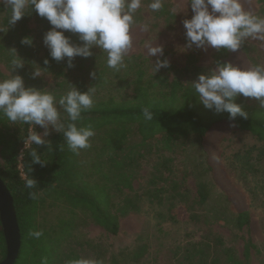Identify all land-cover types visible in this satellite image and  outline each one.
I'll list each match as a JSON object with an SVG mask.
<instances>
[{
	"label": "trees",
	"instance_id": "obj_1",
	"mask_svg": "<svg viewBox=\"0 0 264 264\" xmlns=\"http://www.w3.org/2000/svg\"><path fill=\"white\" fill-rule=\"evenodd\" d=\"M257 2L259 7L254 14L264 16V0H257ZM8 11L7 8L0 5V60L6 68L21 74L26 70V66L36 65L45 72L64 75L63 69L69 66L68 58L65 57L59 61L52 58L49 48L44 43V35L52 28L47 19L38 16L34 10H30L29 14L17 21L15 25H10ZM172 11L173 4L169 0H165L163 11L151 13L155 19L162 21L166 29L171 30L176 24V15L171 14ZM136 18L138 24L143 22L144 17L140 10ZM62 31L65 36L70 38V43L82 45L83 42L79 39V34L67 30ZM26 37L31 39V45L22 43ZM40 45H45L43 54L39 53ZM240 49L245 53L248 52L246 41ZM91 52L92 55L87 58L74 57L73 65L77 70H82V83L77 84L76 90L81 93L87 92L94 85L113 89L115 83L112 82L111 74L120 73V80L128 92L117 98L110 95L95 100L93 108L82 113V120L79 124L80 126L91 124L94 130L99 133L98 137L102 146L98 156L104 155L106 151L123 150L132 131L138 135L141 144L151 145L152 142V151L154 153L159 151L157 158L161 161L154 164L155 172L151 181L153 184L166 181L172 175L168 164L172 163L173 157L167 155V152L170 153L175 145L181 147L182 143L193 135L207 157L205 147L209 142L212 129L225 123L233 124L229 121L227 112L217 113L214 109H207L199 103L190 87L193 81L183 80V77L187 76L191 70L197 73L203 71L196 65L193 54L186 56L184 67L169 65L163 71L151 72L145 69V58L140 55H130L125 58L127 67L117 72L107 67L104 50L92 46ZM228 53L229 50L215 49L213 52L214 63L217 65L227 62L225 59ZM17 59L22 62L23 67H17L13 63ZM90 71L95 72L96 76L87 85L83 77H86ZM31 76L29 74L28 78ZM0 77L5 78L1 74ZM25 83L28 84V87L32 86V83L26 79L25 88H28ZM55 100L59 104L58 98L55 97ZM235 103L240 104L248 114L247 120L237 116L234 122L235 127L247 130L258 141L264 142V108L260 106L259 101L243 97L241 94L238 95ZM149 105L154 118L150 122H144L141 108ZM58 109H62L64 112L61 105L60 107L58 105ZM69 122L67 114L64 112L65 127ZM30 130L39 134L42 127L21 121L13 123L0 114V178L12 196L21 235V247L24 245L28 248L29 264H41V257H47L49 252H47L44 232L39 239L28 235L30 230H36V216L47 196L62 198L67 204L82 208V212L87 214L95 224L101 226L108 233L116 234L119 230V217L138 209L137 201L123 193L124 189H132L131 176L125 168L127 166L125 161L117 160L116 156H108L106 160L100 162L101 165L98 168L99 176L102 179L100 182L83 178V172L82 183L74 182L79 178L76 176L77 154L68 149L63 133L56 131L48 134L43 138L46 141L45 144L32 143L31 147L25 148L24 141L29 136ZM61 146H63V151ZM151 147L150 149H152ZM32 149L36 150L41 160L46 161L43 166L32 164L30 156ZM21 152H23L22 158L20 157ZM235 159L238 160V164L242 162V157L238 154ZM243 163L240 164L242 170H244ZM103 166H107L104 171L102 170ZM206 166L212 175V167ZM163 168L166 169L168 176L163 175ZM25 173L36 180V189L25 188L22 179ZM155 189V191L161 192L164 188L155 187ZM29 191H38V199H30ZM169 193L173 199L185 204V209L189 212V221L199 223L201 221L210 222L209 219L211 222L216 220L217 216L215 215L202 217L203 213L197 211L208 200L206 183L198 182L193 198H189L184 191H179L174 185H171ZM153 196L157 197L158 201L160 200L159 194ZM224 196L227 201L226 192ZM118 197L119 199L115 203V199ZM168 218L173 220L174 217L169 214ZM248 220V210L244 212L234 210L230 221L233 223L234 229L241 230L246 227L249 231ZM253 247L250 238H247L243 244L242 256H238L232 247L224 245L221 236L204 235L190 246L186 259L188 264H195L192 262L195 257H198V260L202 262L211 251V262H215L218 249H222L226 264H250V252ZM145 252L146 246L141 243L138 247L129 249L120 255L129 254L131 256L129 260L136 262ZM5 254V241L0 230V259H3ZM48 259L47 257V261ZM76 259V257H72L70 260ZM112 262L111 259L107 263L103 261V264H112Z\"/></svg>",
	"mask_w": 264,
	"mask_h": 264
},
{
	"label": "rangeland",
	"instance_id": "obj_2",
	"mask_svg": "<svg viewBox=\"0 0 264 264\" xmlns=\"http://www.w3.org/2000/svg\"><path fill=\"white\" fill-rule=\"evenodd\" d=\"M169 1L173 4V10L177 11L176 24L171 30L166 29L161 20L153 17L151 11L147 9L149 0H144L145 7L140 10L144 17L141 24H148L149 30L141 31V24L133 26V48L128 56L140 55L145 58V69L151 72L154 71L158 59H167L169 65L184 67L186 56L193 54L196 65L203 71L197 73L191 70L183 80L196 81L200 74H207L209 70L216 69L217 65L213 61L215 48L209 46L205 50L195 45L185 48V29L181 21L185 18L186 0ZM244 5L253 13L259 7L257 0H244ZM190 17L189 10L187 18ZM246 43L247 53L241 49L229 51L225 60L245 68L252 63L264 65V42L248 39ZM148 46H162L163 54L149 56ZM44 49L45 45H40L39 53L43 54ZM73 63L75 58L71 67L63 69L64 75L45 72L36 65L26 66L25 73L20 74L7 69L0 60V74L5 78L19 75L23 83L26 79L32 83L31 88L50 91L60 100L71 88L76 89L77 84L82 83V70H77ZM163 70L164 68H160L158 71ZM36 72H39V75L33 78V73ZM90 73L92 72L83 77L87 85L94 79ZM29 74L32 75L31 78H28ZM116 74H111L112 82L115 83L113 89L96 85L92 87L95 88L94 101L110 95L121 97L128 92L120 80V73ZM25 85L28 87L27 83ZM55 104L61 115L59 122L63 123L64 112L58 109L60 104ZM44 131L42 128L38 134L42 138L45 137ZM54 132L56 130L49 125L48 133ZM98 135L99 133L95 131V135L90 138L91 147L82 149L77 154L76 176L79 178L74 182L82 183V172L83 178L100 182L102 180L98 169L100 162L106 160L108 156H116L117 160L125 161L127 164L125 168L131 176L132 189H124L123 193L137 201L138 209L120 216L119 230L116 234H111L95 224L82 212V208L73 207L62 198L47 196L35 220V229L42 230L46 237L47 252L49 251L47 264H66L72 257L95 259L105 263L112 259V264H188L187 250L204 235L221 236L224 245L232 247L238 256H242L243 244L250 238L254 246L250 252V264H264V142L258 141L247 130L236 128L232 123L217 125L212 129L205 147L207 157L198 140L191 135L182 143L183 149L175 145L170 153L167 152V155L173 157L172 163L168 164L172 175L166 181L153 184L151 181L155 172L154 164L161 161L157 158L159 151L155 153L152 151V142L151 145L141 144L138 135L132 131L123 150L106 151L104 155L98 156L102 146ZM237 154L242 157L240 164L244 162L242 166L245 171L235 159ZM206 165L212 167L213 176L208 172ZM106 168L107 166H103L102 170ZM164 169L163 175L168 176ZM199 181L207 185L208 200L197 211L203 213L202 217L217 216L214 222H211V219L210 222L189 221V212L185 209V204L170 196L171 185H174L179 191H184L189 198H193ZM155 187L164 189L159 192L155 191ZM154 194H159V201ZM118 199L119 197L115 199V203ZM114 207L115 204L113 209ZM234 210L238 212L248 210L249 231L246 227L241 230L234 229L230 221ZM169 214L174 217L173 220L168 218ZM0 230L2 232L1 225ZM141 243L145 244L146 252L138 261L129 260L131 257L129 254L120 255ZM211 255L210 251L202 262L198 257L192 262L226 264L222 249H218L216 253L217 261L211 262ZM28 256H30L28 248L23 245L14 264H29Z\"/></svg>",
	"mask_w": 264,
	"mask_h": 264
},
{
	"label": "clouds",
	"instance_id": "obj_3",
	"mask_svg": "<svg viewBox=\"0 0 264 264\" xmlns=\"http://www.w3.org/2000/svg\"><path fill=\"white\" fill-rule=\"evenodd\" d=\"M9 11L8 23H15L34 10L42 18H46L52 28L44 35V43L50 50V55L57 61L67 57L69 67L76 56L87 58L92 55V46H97L106 52V64L115 71L125 69V58L133 48L132 28L138 24L137 13L145 7L144 0H0ZM165 8V0H149L147 9L158 13ZM189 10L191 17H188ZM173 10L171 14H176ZM185 18L181 23L185 29L186 45L190 48L205 49L212 47L217 50L225 49L237 51L248 40L264 42V16L254 14L246 9L244 0H186ZM67 30L79 34L82 45L70 43V38L64 35ZM140 30L147 32L148 24H141ZM22 43L31 45L30 38H24ZM163 54L162 46H148V55ZM13 63L23 67L17 59ZM47 64V60L45 61ZM169 67L167 59L157 60L154 71ZM39 72L33 73V78ZM95 78L96 73H90ZM190 87L199 103L215 112H227L229 121H236V117L247 120L248 114L240 104L235 103L238 95L254 98L264 108V65L252 63L247 68L225 62L217 64L216 69L207 74H200ZM95 88L81 93L74 87L63 95L59 104L67 114L65 127L60 123L61 115L55 106V96L50 91L25 88L21 76L0 79V114L10 122L21 121L29 125H39L45 129L51 125L57 132H62L67 147L75 154L80 150L91 147L90 138L95 135L91 124L80 126L82 113L94 106ZM141 113L144 122L154 118L151 106H143ZM45 144L46 141L35 131L24 141L25 148L31 144ZM63 151V146H61ZM32 164L43 166L46 161L41 160L35 149L30 152ZM23 157V152L20 153ZM27 189H36V180L25 173L22 177ZM32 200L38 199V191H29ZM30 237L39 239L42 230H30ZM41 264H47V257H41ZM66 264H103L95 259H76Z\"/></svg>",
	"mask_w": 264,
	"mask_h": 264
},
{
	"label": "water",
	"instance_id": "obj_4",
	"mask_svg": "<svg viewBox=\"0 0 264 264\" xmlns=\"http://www.w3.org/2000/svg\"><path fill=\"white\" fill-rule=\"evenodd\" d=\"M0 225L5 241L6 254L0 264H14L21 247V235L13 199L0 178Z\"/></svg>",
	"mask_w": 264,
	"mask_h": 264
},
{
	"label": "built area",
	"instance_id": "obj_5",
	"mask_svg": "<svg viewBox=\"0 0 264 264\" xmlns=\"http://www.w3.org/2000/svg\"><path fill=\"white\" fill-rule=\"evenodd\" d=\"M20 167V166H19ZM20 170H21V168H20Z\"/></svg>",
	"mask_w": 264,
	"mask_h": 264
}]
</instances>
